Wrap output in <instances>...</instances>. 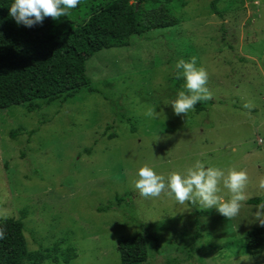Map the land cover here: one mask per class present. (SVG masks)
<instances>
[{"label":"rangeland","instance_id":"1","mask_svg":"<svg viewBox=\"0 0 264 264\" xmlns=\"http://www.w3.org/2000/svg\"><path fill=\"white\" fill-rule=\"evenodd\" d=\"M185 1L175 11L177 25L131 35L129 46L86 61L99 93L80 90L34 112L26 103L0 109V219L27 210L29 250L65 238L62 247L76 250L68 264H117V239L140 232L148 264L169 257L178 264H264V250L245 251L242 240L258 226L249 220L255 205L245 203L238 220H227L215 209L201 216L195 211L206 209L178 205L166 193L145 199L133 187L142 166L167 177L201 161L225 174L246 171V193L264 196V0H219L221 17L211 14L210 0ZM193 57L208 74L211 98L200 112L178 117L164 103L184 90L175 64ZM153 108L155 119L146 116ZM221 195L228 196L222 185ZM109 202L110 210H96ZM227 241L235 244L221 247Z\"/></svg>","mask_w":264,"mask_h":264},{"label":"trees","instance_id":"2","mask_svg":"<svg viewBox=\"0 0 264 264\" xmlns=\"http://www.w3.org/2000/svg\"><path fill=\"white\" fill-rule=\"evenodd\" d=\"M219 0L209 1L211 14L222 16ZM11 0H0V109L26 103L28 112L40 111L52 102L64 103L73 99L80 90L86 94L99 93L88 75L86 61L102 49L129 46L131 35H139L151 29L177 25L185 0H81L75 9L58 20L45 18L41 24L27 28L17 25L8 15ZM200 112L203 106L194 107ZM23 128L10 130L11 139H16ZM133 131V128L132 130ZM31 135L33 131H27ZM115 133L108 138H114ZM85 153L90 148L84 149ZM120 202L123 197L115 196ZM264 202V196L253 197L248 205ZM111 202L97 207L108 211ZM208 216L210 211H195ZM18 218L0 219V264H41L50 260L54 264H68L76 257L73 246H63L65 238L56 239L48 248L29 250L24 236L23 219L27 210H19ZM198 224V220H196ZM199 236V233H197ZM157 245V238H151ZM245 251L264 250V227L255 226L246 231L243 238ZM146 238L137 232L117 239L120 261L117 264H148ZM234 241L221 247L230 248ZM193 248L188 251L189 257ZM166 264H178L169 257Z\"/></svg>","mask_w":264,"mask_h":264},{"label":"clouds","instance_id":"3","mask_svg":"<svg viewBox=\"0 0 264 264\" xmlns=\"http://www.w3.org/2000/svg\"><path fill=\"white\" fill-rule=\"evenodd\" d=\"M81 0H11L8 15L17 25L27 28L41 24L45 18L58 20L75 9ZM177 78L184 80L183 89L176 93L175 98L164 103L170 105L174 115L185 117L194 110L198 102L211 98L206 84L208 74L202 67H197L195 57L188 61L183 59L175 64ZM245 108L251 105L245 104ZM155 108L149 109L146 116L155 119L158 116ZM160 131L158 134H160ZM157 134L156 139H159ZM137 178L133 187L138 194L145 198H159L166 193L178 205L186 203L197 209H215L227 220H238L245 203L251 197L246 193L248 174L244 170L230 169L225 171L217 167H206L201 161L188 168L183 174L172 172L167 177L158 174L152 167L142 166L137 170ZM221 185L227 189L228 196L221 195ZM264 189V180L259 185ZM250 222L264 227V202L253 206ZM240 221V220H239ZM3 232L0 231V238Z\"/></svg>","mask_w":264,"mask_h":264}]
</instances>
